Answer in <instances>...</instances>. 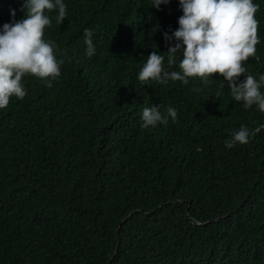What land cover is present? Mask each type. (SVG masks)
Wrapping results in <instances>:
<instances>
[{
  "label": "trees",
  "instance_id": "trees-1",
  "mask_svg": "<svg viewBox=\"0 0 264 264\" xmlns=\"http://www.w3.org/2000/svg\"><path fill=\"white\" fill-rule=\"evenodd\" d=\"M64 2L42 37L63 60L59 78L22 77L26 95L0 109V264H264V128L224 146L264 113L218 89L216 73L137 81L152 51L178 70L161 36L177 27V1ZM21 3L0 0V24L10 8L21 19ZM253 3L256 58L238 80L264 72V0ZM152 105L175 108L176 122L140 127Z\"/></svg>",
  "mask_w": 264,
  "mask_h": 264
},
{
  "label": "clouds",
  "instance_id": "clouds-1",
  "mask_svg": "<svg viewBox=\"0 0 264 264\" xmlns=\"http://www.w3.org/2000/svg\"><path fill=\"white\" fill-rule=\"evenodd\" d=\"M181 14L177 17L175 30L161 32L166 45L167 65H176L178 70H165V57L157 51L147 54V58L136 74L137 81L147 85L150 81L166 85L169 80L187 83L189 77L199 78L201 84L209 82L212 73L222 79L217 87L230 90L233 101L241 102L244 109L255 106L264 113V72L258 75H243L242 62L256 58L255 45L259 42L257 20L254 14L258 5L253 0H175ZM169 0H149V6L159 10ZM23 16L13 19L16 10L9 9L8 22L0 24V109L7 107L10 97L21 99L26 95L22 77L30 75L46 80L59 78L62 59L54 54L56 44L45 41L43 33L51 26L48 13L54 12L59 25L66 16L64 0H22ZM155 31V30H154ZM92 32L83 30L84 55L95 54ZM219 95V91L217 92ZM140 127H155L176 122L177 111L168 106L163 111L157 105L144 107L140 111ZM264 128L259 125L249 131L241 124L225 139L224 146L247 144L251 136Z\"/></svg>",
  "mask_w": 264,
  "mask_h": 264
}]
</instances>
